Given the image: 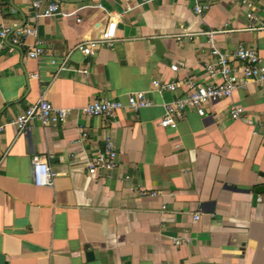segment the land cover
Here are the masks:
<instances>
[{
  "label": "crops",
  "instance_id": "0c3cea01",
  "mask_svg": "<svg viewBox=\"0 0 264 264\" xmlns=\"http://www.w3.org/2000/svg\"><path fill=\"white\" fill-rule=\"evenodd\" d=\"M43 1L58 2L65 15L37 19L31 0H0V29L19 20L36 26L44 49L30 59L26 48L10 51V36L0 54L5 264H264V189L257 192L264 187V85L252 81L209 103L205 116L187 110L175 129L160 126L164 104L186 95L188 79L221 80L206 70V32L220 31L216 46L229 54L257 48L264 64V30H248L243 0H200L208 6L201 16L192 1ZM246 1L256 22L264 20V0ZM118 15L113 45L81 54L79 45L98 40ZM154 80L181 85L160 94ZM151 90L155 105L138 112L124 108L111 120L81 112L97 99L126 103L128 94ZM41 98L73 114L65 124L34 121L20 132L17 116ZM232 104L245 109L242 120L231 118ZM107 138L118 150L117 168L90 174ZM35 155L50 158L54 187L35 185ZM137 186L158 195L142 196Z\"/></svg>",
  "mask_w": 264,
  "mask_h": 264
},
{
  "label": "built area",
  "instance_id": "2783aa9c",
  "mask_svg": "<svg viewBox=\"0 0 264 264\" xmlns=\"http://www.w3.org/2000/svg\"><path fill=\"white\" fill-rule=\"evenodd\" d=\"M81 1V0H78ZM158 0H142L140 5L151 3ZM175 2L192 1L194 11L201 16L207 9L200 0H173ZM35 16L37 19L50 18L61 12L60 5L56 1L44 3L43 0H31ZM250 11L247 13L251 24L248 30L258 31L264 30V20L257 23V17L254 13V7L246 0L242 1ZM134 7H128L127 12L133 10ZM65 15V14H64ZM121 15L110 18L109 24L103 30L98 40H91L87 44H81L78 50L86 57L96 55L99 46H112L116 39L117 21ZM220 31L212 30L206 32L207 42L211 49L212 61L206 63L208 74L220 76V82L214 84H199L190 78L185 82L186 95L178 97L171 102L165 103V114L160 120L162 128L175 129L183 120L187 110H195L199 116L206 115V106L209 103L221 100L231 99L234 91L240 87H247L252 81H256L264 85V64L262 57L257 48H250L240 45L233 53L223 52L216 46V35ZM12 37V45L10 51L16 49L23 51L27 49V56L30 59L39 60L43 54V41L39 38V32L36 26L22 24L21 21L15 22L12 26H2L0 29V54L8 48V39ZM34 39L33 44H29L28 40ZM172 70L178 71L177 65L172 66ZM82 73L88 74L87 69L81 70ZM179 82L164 83L160 80L153 81V90L163 94L165 92H177L180 87ZM149 92L141 91L128 94L127 102L111 99H97L81 109L82 114L88 117H104L113 119L116 112L124 108H128L138 112L144 108H150L155 102L150 97ZM230 116L233 120H242L246 116L245 109L236 104H232L229 108ZM73 114L72 108L56 107L45 98H41L34 106H31L26 112L17 116L14 124L20 132H28L34 121L40 122L44 127L58 126L65 124L68 118ZM249 124H254L252 119H248ZM3 127H0V138ZM118 165V150L114 141L107 138L103 150L98 151L89 161L88 169L90 174H97L100 171L112 172ZM33 178L36 186L54 187L56 173L50 167V158L47 156L35 155L32 158ZM137 191L142 196H156L158 192H150L142 186H137ZM165 210L166 207L163 206ZM200 219V214L194 216V220ZM174 243L180 245L181 240L175 239Z\"/></svg>",
  "mask_w": 264,
  "mask_h": 264
},
{
  "label": "water",
  "instance_id": "95a60500",
  "mask_svg": "<svg viewBox=\"0 0 264 264\" xmlns=\"http://www.w3.org/2000/svg\"><path fill=\"white\" fill-rule=\"evenodd\" d=\"M264 189V187H260L259 189H257V192H262ZM0 264H5V256L0 254Z\"/></svg>",
  "mask_w": 264,
  "mask_h": 264
}]
</instances>
